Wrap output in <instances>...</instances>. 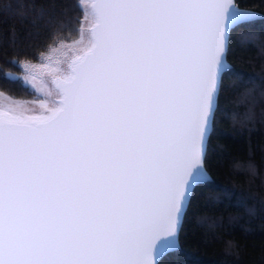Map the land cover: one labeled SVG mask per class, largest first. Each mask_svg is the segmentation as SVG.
<instances>
[{
  "label": "snow or ice",
  "instance_id": "1",
  "mask_svg": "<svg viewBox=\"0 0 264 264\" xmlns=\"http://www.w3.org/2000/svg\"><path fill=\"white\" fill-rule=\"evenodd\" d=\"M86 6V34L53 80L59 99L40 114L0 107V264H160L181 250L196 188L212 183L231 31L250 13L229 0Z\"/></svg>",
  "mask_w": 264,
  "mask_h": 264
},
{
  "label": "trees",
  "instance_id": "2",
  "mask_svg": "<svg viewBox=\"0 0 264 264\" xmlns=\"http://www.w3.org/2000/svg\"><path fill=\"white\" fill-rule=\"evenodd\" d=\"M234 3L260 18L231 31L232 70L219 92L205 160L212 183L196 188L181 250L160 264H264V0ZM83 17L79 0H0V86L6 89L0 92L34 98L8 75H19L21 62L37 63L50 49L77 40Z\"/></svg>",
  "mask_w": 264,
  "mask_h": 264
},
{
  "label": "rangeland",
  "instance_id": "3",
  "mask_svg": "<svg viewBox=\"0 0 264 264\" xmlns=\"http://www.w3.org/2000/svg\"><path fill=\"white\" fill-rule=\"evenodd\" d=\"M79 1L84 12V17L81 24L80 36L78 39H80L82 34H86V30L89 26V21H90L89 9L86 6L89 0H79ZM75 41L62 43L50 49L46 54H43L40 57L37 63L21 62L19 64L21 73L19 75L11 73L8 75V77L12 79H20L23 82V84L27 86L34 93V98L15 99L0 92V107H4L9 103H11L12 101H16L22 104L27 109V114H40L42 112V109L40 107L41 101L49 105H51L54 101H57L59 97L56 95V91L53 89L52 80L56 77H59L58 75H60L63 72L64 66L67 65V62L73 55L70 49L74 46ZM62 45H64L65 47L61 48ZM55 50H59V51H55ZM49 56L52 57L50 60L45 59L46 57ZM57 61H59V63H57ZM24 64L37 65V66L41 64H46L49 66V68L58 69V71L50 72L48 70H44L43 72H41L37 70L34 73H30L23 67ZM25 76H29L30 77L29 80L25 81L24 80ZM49 93H51V95Z\"/></svg>",
  "mask_w": 264,
  "mask_h": 264
},
{
  "label": "water",
  "instance_id": "4",
  "mask_svg": "<svg viewBox=\"0 0 264 264\" xmlns=\"http://www.w3.org/2000/svg\"><path fill=\"white\" fill-rule=\"evenodd\" d=\"M229 2H230V4L232 5V8H233V9H236V8H237V7L235 6L234 0H229ZM240 10H241V11H246V12L250 13V16H249V22L254 21V20H257V19L260 18V15H258L257 13H254V12H251V11H247V10H242V9H240ZM66 62H67V61H66ZM67 71H68V62H67V65L64 66L63 72H62L60 75H58V76H62V75H64V74H66ZM53 80H54V79H53ZM53 80H52V86H53V89H54L55 91H57V90H56V87H55V84L53 83Z\"/></svg>",
  "mask_w": 264,
  "mask_h": 264
}]
</instances>
